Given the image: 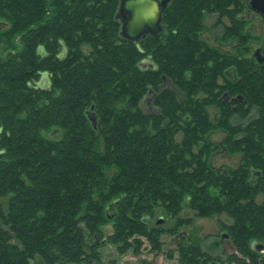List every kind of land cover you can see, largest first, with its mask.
<instances>
[{
    "label": "trees",
    "instance_id": "16d2710c",
    "mask_svg": "<svg viewBox=\"0 0 264 264\" xmlns=\"http://www.w3.org/2000/svg\"><path fill=\"white\" fill-rule=\"evenodd\" d=\"M119 2L0 0V264H101L91 240L110 222L120 252L140 254L142 238L160 252L189 222L184 204L229 217L236 252L182 241L183 264H264V62L248 56L249 0H171L161 32L139 42L121 35ZM215 12L237 52L202 38ZM216 130L237 166H212Z\"/></svg>",
    "mask_w": 264,
    "mask_h": 264
},
{
    "label": "rangeland",
    "instance_id": "374dc122",
    "mask_svg": "<svg viewBox=\"0 0 264 264\" xmlns=\"http://www.w3.org/2000/svg\"><path fill=\"white\" fill-rule=\"evenodd\" d=\"M228 14H224L221 17V22L218 21V14L207 13L205 15V26L206 29L202 33V38L206 40L209 44L218 46L224 51L234 52L238 50V43L234 40L229 42V44H221L219 38L223 32V24L229 23L230 18ZM243 17L246 20L245 32H248L253 36L250 42V52L248 56H255L256 51L259 48L264 47V20L251 9H247L243 13ZM5 28L6 25H3ZM264 50V48H263ZM260 56H264V51H259ZM163 86L165 88H173L181 97L184 99L183 93L174 86V84L169 80H164ZM143 110L147 113L156 110V107L152 104L151 95H147L141 103ZM211 117L215 120L218 119V110L216 107H210ZM257 114L255 110L252 111L250 117H254ZM225 136L224 131L216 130L209 134V140L216 144L211 156V164L216 169L223 170L225 168L235 167L240 162V154L231 155L225 148L222 147V140ZM180 138V137H179ZM112 172V171H111ZM111 174V173H110ZM262 198L259 196L258 201ZM0 201L6 205V199L0 198ZM159 211L156 216V221L159 222L160 226L164 228H171L174 225V218L166 215L162 209L159 207ZM108 215L112 216L114 209L109 207ZM180 216L185 222L182 226L178 227L174 233H164L161 236L162 240V250L160 252H154L151 250L150 245L147 241L142 238V251L140 254H136L132 248L129 247L124 253L120 252L117 245H114L107 241L110 239V234L114 231L112 222L107 223L104 226V233L106 235L103 240L98 241V239L91 240V245H93L101 255V264H183L179 251L177 250L180 242L197 243L201 245L204 249L208 250L213 254H220L226 256L228 253L236 252V248L232 244L227 231L222 230V222H231V219L225 214L213 215L210 217L198 216L195 211L184 204L182 211H180ZM154 222V221H153ZM227 235V236H226Z\"/></svg>",
    "mask_w": 264,
    "mask_h": 264
},
{
    "label": "water",
    "instance_id": "95a60500",
    "mask_svg": "<svg viewBox=\"0 0 264 264\" xmlns=\"http://www.w3.org/2000/svg\"><path fill=\"white\" fill-rule=\"evenodd\" d=\"M171 0H120L117 18L122 23L121 35L131 41L139 42L147 35H157L162 30L163 13ZM249 9L264 17V0H249ZM259 53V52H258ZM257 55V53H256ZM262 62V60H259ZM155 68L150 59H143L140 66ZM93 109V106H92ZM88 116L97 127L95 113L89 112ZM227 236V235H226ZM258 250L264 249V244H255ZM151 264V263H147Z\"/></svg>",
    "mask_w": 264,
    "mask_h": 264
},
{
    "label": "flooded vegetation",
    "instance_id": "af4514ba",
    "mask_svg": "<svg viewBox=\"0 0 264 264\" xmlns=\"http://www.w3.org/2000/svg\"><path fill=\"white\" fill-rule=\"evenodd\" d=\"M256 13H257V12H256ZM257 14H258V13H257ZM259 15H260V14H259ZM260 16H261V15H260ZM261 17H262L263 20H264V17H263V16H261ZM263 48H264V47H262V45H261V47L259 48V50L256 51V53H257L256 58H258L259 60H262V62H264V56H260L258 52H259L260 50L264 51ZM256 53H255V54H256Z\"/></svg>",
    "mask_w": 264,
    "mask_h": 264
},
{
    "label": "bare ground",
    "instance_id": "6f19581e",
    "mask_svg": "<svg viewBox=\"0 0 264 264\" xmlns=\"http://www.w3.org/2000/svg\"><path fill=\"white\" fill-rule=\"evenodd\" d=\"M261 251H263V252H264V249H262Z\"/></svg>",
    "mask_w": 264,
    "mask_h": 264
}]
</instances>
